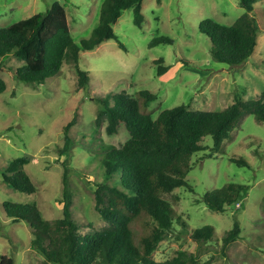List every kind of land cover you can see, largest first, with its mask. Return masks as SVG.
Here are the masks:
<instances>
[{
    "label": "rangeland",
    "instance_id": "374dc122",
    "mask_svg": "<svg viewBox=\"0 0 264 264\" xmlns=\"http://www.w3.org/2000/svg\"><path fill=\"white\" fill-rule=\"evenodd\" d=\"M65 4L75 43L87 38L98 23L102 0H0V28L38 13L54 2ZM144 21L133 23L132 9L125 10L113 26L124 45L106 40L91 51H81L79 67L89 72L88 88H78L76 66L64 64L60 73L42 85L15 78L24 63L0 56V78L6 90L0 94V260L14 264H45L31 246L32 229L25 221L8 217L3 203L35 205L45 220L62 217L64 177L71 195L72 217L82 233L107 226L95 209L94 190L105 182L102 155L110 143L124 135L109 136L106 122L96 123L97 100L107 94H157L147 112L156 117L162 110L185 105L190 110H223L235 100L257 99L264 93V0L254 3L252 15L258 25L257 44L251 57L239 67L215 62L211 43L200 32L206 18L232 25L244 13L240 0H144ZM166 36L171 44L148 48L155 37ZM155 61L167 69L157 75ZM71 145L61 156L66 138ZM203 150L192 157L186 180L192 186L164 195L181 217L158 244L152 257L159 262L177 251H200L199 264H264V123L245 114L219 152L210 137ZM25 159L23 170L36 187L33 194L15 191L1 172L11 161ZM232 159H243L238 165ZM116 178L109 180L113 183ZM228 183L246 185L243 198L225 212L209 210L202 202L207 191ZM234 222L241 238L222 248L225 233ZM213 227L212 239L198 248L191 233Z\"/></svg>",
    "mask_w": 264,
    "mask_h": 264
},
{
    "label": "trees",
    "instance_id": "16d2710c",
    "mask_svg": "<svg viewBox=\"0 0 264 264\" xmlns=\"http://www.w3.org/2000/svg\"><path fill=\"white\" fill-rule=\"evenodd\" d=\"M144 0H102L98 23L87 38L75 43L66 17L65 4L54 2L45 13H38L0 28V56L13 55L24 64L15 72L19 81L42 85L57 76L64 64H74L78 88L86 90L89 72L79 67L80 52L91 51L106 40L124 45L113 26L123 12L132 9L133 23L141 27L144 21ZM159 1V0H158ZM258 0H240L244 13L232 25L212 18L199 24V30L211 43L210 53L215 62L239 67L251 57L257 44L258 25L252 15ZM166 36L153 38L148 48L171 44ZM155 61L157 75L167 67ZM6 83L0 78V94ZM157 94L140 90L135 94H107L97 100L99 112L96 123L106 122L109 136L124 135V141L106 146L101 164L105 182L96 184L95 209L107 226L98 231L82 233L72 217L71 195L64 177V206L62 217L45 220L35 205L5 202L3 208L14 221H25L32 229V248L39 252L45 264H199L200 251L179 250L168 260L156 261L152 254L181 217L164 195L177 188L192 186L186 177L192 169V157L204 148V138L210 137L214 152L231 137L245 114L264 123V93L257 99L235 100L223 110H190L178 105L162 110L156 117L147 112ZM115 137V136H114ZM66 138L61 156L70 149ZM248 166L243 159H232ZM25 159L11 161L1 175L15 191L33 194L36 187L24 172ZM116 178L113 183L109 180ZM248 187L228 183L207 191L204 205L214 212H225L238 203ZM240 224L234 222L222 239V248L241 237ZM213 227L206 225L191 233L201 248L211 241ZM0 264H14L12 258L1 257Z\"/></svg>",
    "mask_w": 264,
    "mask_h": 264
}]
</instances>
